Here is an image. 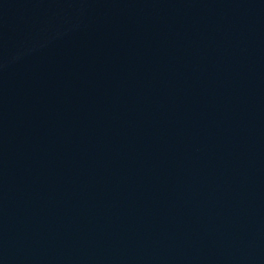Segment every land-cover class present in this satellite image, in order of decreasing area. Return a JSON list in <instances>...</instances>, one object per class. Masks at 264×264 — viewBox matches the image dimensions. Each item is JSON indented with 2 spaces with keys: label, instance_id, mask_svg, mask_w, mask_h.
Here are the masks:
<instances>
[{
  "label": "water",
  "instance_id": "water-1",
  "mask_svg": "<svg viewBox=\"0 0 264 264\" xmlns=\"http://www.w3.org/2000/svg\"><path fill=\"white\" fill-rule=\"evenodd\" d=\"M0 264H264V0H0Z\"/></svg>",
  "mask_w": 264,
  "mask_h": 264
}]
</instances>
